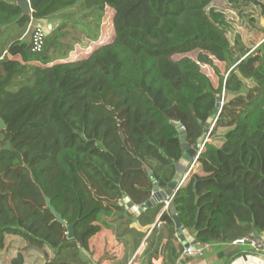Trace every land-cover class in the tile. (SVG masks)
Masks as SVG:
<instances>
[{"label":"trees","instance_id":"1","mask_svg":"<svg viewBox=\"0 0 264 264\" xmlns=\"http://www.w3.org/2000/svg\"><path fill=\"white\" fill-rule=\"evenodd\" d=\"M16 1L0 0V33L10 26L22 31L0 59V250L15 236L48 250L43 264H90L80 255H89L101 217L121 214L123 195L139 206L153 183L167 190L183 146L196 145L218 97L219 115L197 159L201 173L188 174L169 209L200 246L250 233L264 239V39L253 49L238 37L231 45L225 15L211 6L216 0H29L31 16H21ZM228 1L264 14L258 0ZM77 4L98 23L104 8L112 9L113 40L85 58L59 62L71 48L60 25L32 51L33 24ZM195 50V61L172 59ZM213 60L225 64V77ZM200 65L213 67L217 88ZM219 129L224 134L215 145ZM162 207L145 210L139 225L154 224ZM116 221L123 226L117 239L132 234L138 246L145 234L129 228L131 218ZM159 222L167 232L164 264H174L183 247L171 215L162 213ZM163 232L154 227L147 237L148 257L159 254ZM11 264H24L23 256Z\"/></svg>","mask_w":264,"mask_h":264},{"label":"rangeland","instance_id":"2","mask_svg":"<svg viewBox=\"0 0 264 264\" xmlns=\"http://www.w3.org/2000/svg\"><path fill=\"white\" fill-rule=\"evenodd\" d=\"M258 1L264 5V0ZM211 6L225 15L226 20L229 23V29L226 33V37L231 45L235 46L237 37L239 38L240 44L248 49L255 48L263 41L264 14L262 13L261 8L251 4H232L228 0H216ZM112 17V9L105 7L98 23L95 13L81 10L77 4L70 9L59 12L53 18L47 19L46 23H40V25L33 24L32 28H43L46 25L56 28L63 25L62 32L67 33L66 41L71 45V48L67 51L65 56L67 58L71 57L81 59L86 57L85 52L88 49L95 48L98 45L108 44L113 40L114 31L112 26ZM20 32L22 31H20L16 26L2 28L0 33V43L6 45L9 41H12L19 36ZM29 35L30 31L25 38H28ZM94 35L96 38L92 40ZM197 55L198 51L195 50L184 55H175L172 59L176 61L182 57H188L195 61ZM213 66L222 76H226L227 70L224 63L213 60ZM200 68L203 74L209 78L213 87L217 88L218 76L216 75L213 67L200 65ZM16 90H18V87L13 89V91ZM223 134L224 131L219 129L217 134L213 137L212 142L215 145H220ZM181 170L182 172H185L186 169ZM195 173H201L199 168ZM9 245L10 250L13 252L19 253L23 250L25 255L28 257V264H34L36 259L44 260L45 254L49 257L51 256V253L45 249L38 250L32 247L31 250L26 251L25 247V249L22 248L25 245L22 239L21 241L17 240V243L9 242ZM27 247L29 246L27 245Z\"/></svg>","mask_w":264,"mask_h":264},{"label":"crops","instance_id":"3","mask_svg":"<svg viewBox=\"0 0 264 264\" xmlns=\"http://www.w3.org/2000/svg\"><path fill=\"white\" fill-rule=\"evenodd\" d=\"M41 23H46V20L41 21ZM6 47V45L0 43V57L7 51ZM8 58L19 60L18 56H8ZM71 60H77V58H72ZM62 62H64V60H62ZM198 168L199 164L195 163L191 169V172H196ZM187 172L188 168L185 170V172H181V180L188 176ZM165 192L169 196L172 194L168 191V189ZM164 212H168L169 215H171V212H169V206L165 208V206L163 205V207L155 217L154 224L146 227H141L137 220L134 221L131 218L132 222L129 228L145 234V237L140 241L138 246H136V238L132 234H126L120 239H117L116 237L121 232L123 226L120 225V221L112 222V220L115 217L123 218L121 216L123 210L121 214L113 211L108 215L102 216L101 218L104 223L99 224V232L91 237L88 242V259L90 260V264H164V258L166 255L165 247L163 249L162 255L160 254V249L159 254L155 257L150 258L145 254V250L147 247L146 239L151 234L154 227L164 230V239L162 244H164L165 246L167 232L163 227L164 224H161L159 222V218ZM188 233L190 238L195 240L194 233L192 231H188ZM175 236L177 238V233L175 234ZM17 240L21 241L20 238L15 236L6 237L4 249L0 250V264H11L12 259H14L19 253L23 256L24 264H28V257L25 255L23 250L19 253L10 250L9 242L17 243ZM24 244L25 245L22 248L25 247L26 251L31 250V248L27 247V244L25 242ZM193 246L197 248H203V254L200 257H192L185 256L182 252L174 264H264V252H251L246 248L231 246L230 243H213L204 246L195 244ZM43 263L44 260L36 259L34 264Z\"/></svg>","mask_w":264,"mask_h":264},{"label":"water","instance_id":"4","mask_svg":"<svg viewBox=\"0 0 264 264\" xmlns=\"http://www.w3.org/2000/svg\"><path fill=\"white\" fill-rule=\"evenodd\" d=\"M16 6L20 9L21 11V16H31L32 11L29 5V0H17L16 1ZM222 100L220 98H217V103L216 107L213 111V115L211 118L204 124V131L202 133V136L197 140V143L193 147L189 146H183V154L181 159L178 161V169L175 173V176L173 180L169 183L168 185V191L174 194V192L178 189V184L181 181V169H187L190 165V162L192 159L197 155L200 154L201 152L199 151V147L203 146L205 144L206 139L210 135L212 128L214 127L215 121L217 116L219 115L221 105H222ZM5 124L2 120H0V129H4ZM179 137L181 144L185 143V133L183 131L179 132ZM4 150H9L10 149V144L7 142L5 146L3 147ZM150 177L152 178L151 172H149ZM169 195L165 192V190L159 189L156 183H153V189H152V194L149 200H147L144 204L142 205H134L131 200L123 195L121 199L118 201L117 205L118 207L122 208L123 213L122 217L123 218H132L134 221L138 219V217L148 208H151L152 206L156 204L162 203ZM46 205L49 211L54 215L56 221L60 223L62 226H65V221L62 219L61 215L55 211V209L51 206L50 201L46 200ZM169 212H171V217L174 222L175 226V231L177 233V238L180 242V244L183 246V248L188 247V246H193L197 244L196 240L191 239L189 236V233L186 229H184L179 220L177 215L174 213L173 208L170 207ZM198 216V213L197 215ZM68 230V238L72 239L73 237V226L69 225L67 226ZM257 234V233H256ZM164 249V244L161 245L160 248V254L162 255ZM88 254L84 253L80 255V258L82 261L85 263L88 262Z\"/></svg>","mask_w":264,"mask_h":264},{"label":"built area","instance_id":"5","mask_svg":"<svg viewBox=\"0 0 264 264\" xmlns=\"http://www.w3.org/2000/svg\"><path fill=\"white\" fill-rule=\"evenodd\" d=\"M51 30L50 26H45L43 28H37L35 30V33L33 35V49L32 51H36L39 52L42 49V45H43V38L47 35V33ZM92 49H88L85 53L86 57L88 56V54L93 50ZM6 55V52L1 55L0 59H2L4 56ZM72 58H66L64 59V61L66 60H71ZM75 59V58H74ZM60 62H62V60H59ZM208 141V139H206L205 143ZM203 146L199 147V151L201 152L203 150ZM199 154H197L191 161L189 167H188V174L191 172V169L193 167V165L195 163H197V159H198ZM186 178H184L183 180H181V182L179 183L178 188L184 183ZM173 198V194H171L170 196H168L163 202L162 204L165 206V208L167 206H169L171 200ZM231 246H235V247H242V248H246L249 249L250 251H253L255 253H262L264 252V239L262 235L256 234V233H250L247 236L241 237L239 239H236L234 241H232L230 243ZM183 254L185 256H201L203 254V248H197L194 246H188L183 248Z\"/></svg>","mask_w":264,"mask_h":264}]
</instances>
